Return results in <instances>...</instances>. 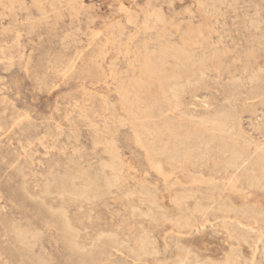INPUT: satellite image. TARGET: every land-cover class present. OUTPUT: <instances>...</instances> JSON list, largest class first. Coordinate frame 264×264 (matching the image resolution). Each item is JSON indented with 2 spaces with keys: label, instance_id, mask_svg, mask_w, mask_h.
<instances>
[{
  "label": "rangeland",
  "instance_id": "1",
  "mask_svg": "<svg viewBox=\"0 0 264 264\" xmlns=\"http://www.w3.org/2000/svg\"><path fill=\"white\" fill-rule=\"evenodd\" d=\"M70 1L37 0L39 8L35 0H0V264H39V258L46 264H178L181 259L200 264L208 258L222 260L232 247L239 253L240 264H264L259 240L264 230V178L263 183L250 186L248 181L262 170L264 149V0H153L167 21L182 25L190 19L202 22L201 6L212 32L203 43L200 72L184 83L176 107L167 104V85L159 86L156 79L143 76L145 92L131 117L120 110L118 91L120 87L130 90L132 76L140 75L144 49L154 48L162 35L158 28L143 26L150 0ZM128 11L137 14L135 23L126 21L123 13ZM165 33V39L177 41L173 29ZM98 50L103 55L93 62ZM252 50L258 58L254 61L248 56ZM206 120L222 124L227 137L212 138L208 123L206 129L197 130L198 123ZM135 128L152 148L165 144L205 150L197 165L183 161L174 175L183 174L184 168L204 179L187 200L189 209L195 202L208 206L204 216L196 214L197 228L178 233L169 223L168 219L178 216L177 207L170 203L177 190L167 188L148 167L143 148L134 140ZM98 136L115 142L133 175L126 171L119 188L84 202L81 208L69 202L84 246L72 253L65 247L59 225L40 205L38 194L45 182L52 189L54 180L77 168L97 174L100 164L109 160ZM234 155L246 161V170L237 175L247 203L221 191L232 173L231 169L225 173L222 166ZM160 160L167 167L164 155ZM142 186L157 194L153 217L137 214L146 211L140 204ZM52 193L40 194L58 204V195ZM220 200L229 203L230 210ZM182 209L189 214L186 207ZM15 225L39 231L34 252L17 242ZM143 230L150 233L154 249L141 261H133L121 243L135 246ZM103 231L106 235H99Z\"/></svg>",
  "mask_w": 264,
  "mask_h": 264
},
{
  "label": "bare ground",
  "instance_id": "2",
  "mask_svg": "<svg viewBox=\"0 0 264 264\" xmlns=\"http://www.w3.org/2000/svg\"><path fill=\"white\" fill-rule=\"evenodd\" d=\"M36 1L37 0H35V3H37ZM52 1L56 2L57 0H52ZM73 1L76 3L82 2L81 0H73ZM217 1L219 2L221 0H214V2H217ZM69 2L72 3V1H70V0H69ZM148 2H149V4L143 12V21H142L143 26L146 29L158 28L160 30V32L162 31L161 32L162 35H161L160 40L158 42L156 41L157 44L155 45L154 48H151V49L145 48L144 53L142 52L143 54H142V57L140 60V66H139L140 75L136 78H135V76L131 75L134 78L130 77V78H132V80L130 82V90L123 89L119 85L120 89L118 91V97H119L120 105L122 108L120 110H123L124 112H126L129 117H131V115H133V113H132L133 108L134 107L136 108L135 105L139 101L140 96L145 92L144 87H143V80H142L143 76L145 77V79L146 78L147 79L148 78L156 79L157 82L159 83V86L167 85L168 92H169V96L166 97V100L168 102L167 104L170 105V108L176 107L177 99H178L179 94L183 88L184 83H186L195 74L200 72L201 66L203 64V55H204L203 43L208 38L210 31L212 32L211 25H210L209 21L206 19L207 17L204 16V9H202V7L200 5H198V6H200L199 15L203 19L202 22L199 21L200 23L199 22L195 23V22H192L190 19V21H188L187 23L182 25L180 23H175V22H172L169 20L167 21L163 16L161 8L159 6H157L155 1L150 0ZM37 4H40V7L39 6H37V7L41 8V3H37ZM48 5H49V3H48ZM51 5L52 4H50V6ZM71 6H72V4H71ZM79 6H80V4H79ZM218 7L219 6H217V8ZM40 11L42 12L41 9H40ZM55 11H56V9H55ZM214 13H215V9H214ZM123 14L125 15L126 21L129 23H135V21L137 20V14L135 15L133 13H130L129 11L125 12ZM44 15H41V16H44ZM114 23H115V21H114ZM255 28L258 29L257 24H255ZM170 29H173L174 32L177 33V35H178L177 41H171L168 38L165 39V34H166L165 31L170 30ZM100 30H101V28H100ZM100 55H103V53H101L100 50L96 51V53L93 56V62H95L96 58H98ZM248 56H249V59L253 60V58H255L257 56L256 51L252 50ZM137 57L138 56H136V58ZM256 59H258V58L256 57ZM8 62H10V61H8ZM90 63H91V61H90ZM252 63H254V62H252ZM247 65H248V63H247ZM71 67H68V69L65 71V73ZM136 68L138 69V67H136ZM251 75H253V74H251ZM126 82H127V79H126ZM83 91H84V89H83ZM129 91H130V93H129ZM1 101H2V99H1ZM3 112H5V110H3ZM142 112L143 111H141L140 113H142ZM21 117H22L21 119H23L22 115H21ZM147 118L149 119V117H147ZM140 119L142 120V118H140ZM15 120H17V119H14V121ZM18 120H19L18 121V123H19L20 119H18ZM162 122L160 124H162ZM130 123H131V120H130ZM206 123H208V129L210 130L212 138L227 137L223 134L225 132L223 125L218 123L215 120H209V121L206 120L205 122H200L196 126V129L197 130L206 129L207 128L205 126ZM93 127H95V126L93 125ZM133 132L135 133L133 137H134L136 144L141 146L144 150L145 158H146V161L149 165L148 167H150L156 174H158L161 177L164 185L167 188H169L171 190L174 187L177 190V192L174 195L172 194L173 196L170 198V203L173 206L177 207L178 216L177 217L174 216L175 218H173V219H171V218L168 219L170 221L169 223L175 228V230L178 233L182 232L183 230L190 231L193 227L197 228L198 223H197V219H196V214H198L199 216H204L205 213L207 212L208 206H204L202 204L200 205V204H197L195 202L193 208L189 209L187 200L194 196L196 191H198V189H199L198 184H200V183L202 184L204 179L200 177L202 175L195 176L194 174L191 173V171L189 172L188 169L185 170L184 168L181 169V172H183V174L179 173L180 176H174V175H175V171L177 169V166L181 167L182 166L181 163L183 161H186L189 165H197L198 162L205 155V150L201 149L200 147H196V146H182V147L174 146V147L170 148V147L166 146L165 144L160 145L157 148H152V146H150L151 144L150 145L147 144L139 136L136 128L134 129ZM153 135H154L155 139L158 138L157 133L154 132ZM172 136H174V135H172ZM97 138H98L97 139L98 142L103 143L101 145L102 146L104 145L105 151L109 154V157H108L109 160L107 162L102 161L103 163L100 164V166L98 168L99 172L97 174L91 173L90 169H86L84 167L77 168L75 172H66L65 174H63V177L60 180H57V181L54 180L53 182H55V184H54L52 189L50 188L49 181L45 182L44 188H42L38 194V197L40 198V202H39L40 205L42 207H44L45 211L53 218V220L55 222H57V224L59 225V228L61 230V234L63 236V239H64L65 247L69 251H71L72 253L79 252L80 250H82V248L84 246L81 244V242L78 238L79 237V229H78V227L74 221V218L69 213V205H70L69 202H73L77 205L78 208H81L82 204L84 202H86L88 200H93V199L100 197V196H103L105 194H109L111 192L112 188H114V187L119 188V186H121L123 181H124L126 173H128V174L130 173L131 175H133V173L130 172V170L125 167L124 162L120 158L119 152H118L119 149L118 148L116 149V146H115L116 144L114 145L115 142H112L111 140H109L107 138L102 139L99 136ZM172 139H174V138H172ZM196 140H197V138H196ZM164 141H166V140H164ZM93 144H94V141H93ZM179 144H181V143H179ZM60 151H62V150H60ZM163 155L167 159V162H168L167 167H164L161 163L160 156H163ZM78 159H79V157H78ZM260 161H262V166H261L262 170L257 175H251L249 177V179H248L249 186L252 185L253 183L254 184L263 183L262 180L264 178V149L262 150V152L260 154ZM222 168H223V171L225 173L229 172L228 171L229 169L232 170V173H230L229 175L226 176L225 181L222 183L221 191L224 192L225 195H227V196H230L231 194L240 196L242 199L245 200V203H247L249 201V199L247 197V194L245 195L243 193V190L238 187V182L240 179L238 178V175H237L240 170H242V174H243V171L246 170L245 159L242 156L240 157V155H234L222 166ZM62 173H64V172H62ZM60 174H59V176H60ZM99 177H101V179H102L101 184L99 183ZM52 180H53V178H52ZM205 182H209V181H205ZM52 192H54V193H56V195H58V197L60 199V202L58 204H53L51 202H48L45 199L46 196L41 195V194H50ZM137 192L138 191L136 190V193ZM130 193H131V191H130ZM128 194H129V192H128ZM128 196H130V195H128ZM140 196H141L140 197V204L146 206V211L145 212L139 211V212H137V214L141 215V214L145 213V217L147 215L150 217H153V215H154L153 209L158 207L156 192L154 190L147 188L146 186H142V190L140 191ZM219 202H220L219 204L222 203L224 208L226 206L227 210H230L231 206L229 203L221 202V200ZM250 202H251V199H250ZM10 203H11V201H10ZM253 203H254V201H253ZM182 207H186V209H188V211H189V214L184 213ZM135 208H138V207L135 206L133 208V213L136 212ZM210 208L211 207H209V209ZM131 213H132V211H131ZM159 214H161V213H159ZM83 216L86 219H89V213L84 212ZM143 217H144V214H143ZM165 218L166 217H164V218L162 217L163 220ZM156 220H154V221H156ZM165 221H166V219H165ZM244 225L247 226L246 224H244ZM50 226H51V224H50ZM199 226H200V223H199ZM197 231H199V230L197 229ZM13 232H14V235H15L17 242L21 246H23L28 252H30V253L34 252L35 249L38 247V245H39V231H33L26 226H22V225L16 226L15 225V226H13ZM105 233L106 232L103 231L99 235H101V234L106 235ZM229 233H231V232H229ZM108 234H110V233H108ZM149 234L150 233L143 230V232L140 233L139 236L137 237V242H136L135 246H131L129 244L125 245L124 243H121V247L125 248L127 250V252H129L133 261H141L144 257H146V255L153 252V249H154L153 242L154 241L151 240L152 237L150 238ZM259 240H261V242L263 244V249H264V230L260 232ZM95 241H97V240H95ZM230 246H232V245H230ZM230 246H229V248H230ZM239 257L240 256H239V253L237 252V249L232 247V248H230V250H228L227 252L224 253L222 260H213V259L208 258V259H206L207 261L202 262L200 264H240ZM39 264H46V263L42 259L39 258ZM107 264H121V263L117 262V261H115V262L109 261ZM178 264H189V263H187L181 259V260H179ZM251 264H254V262H252Z\"/></svg>",
  "mask_w": 264,
  "mask_h": 264
}]
</instances>
